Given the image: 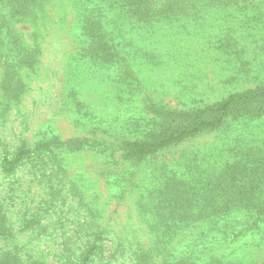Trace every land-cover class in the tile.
Here are the masks:
<instances>
[{
  "label": "rangeland",
  "instance_id": "374dc122",
  "mask_svg": "<svg viewBox=\"0 0 264 264\" xmlns=\"http://www.w3.org/2000/svg\"><path fill=\"white\" fill-rule=\"evenodd\" d=\"M88 1L0 0V255L82 264L97 245L87 264L186 252L264 264V112L236 109L139 161L123 148L149 104L188 109L264 84V0ZM91 15L118 45L104 59Z\"/></svg>",
  "mask_w": 264,
  "mask_h": 264
},
{
  "label": "trees",
  "instance_id": "16d2710c",
  "mask_svg": "<svg viewBox=\"0 0 264 264\" xmlns=\"http://www.w3.org/2000/svg\"><path fill=\"white\" fill-rule=\"evenodd\" d=\"M88 1V0H87ZM90 2L92 0H89ZM88 1V2H89ZM132 4L142 3L144 0H129ZM88 4V3H87ZM91 11V10H90ZM87 16L85 28L90 34H94L93 41L97 45L93 48V55L97 58H103L110 54L112 47L118 48L117 44L107 45L103 39L100 38L104 33L103 23L101 17ZM130 19L137 17L136 14H131ZM0 23H2L3 16L0 15ZM99 34V35H98ZM97 54V55H96ZM25 64H31L33 55L24 53ZM152 115V120L141 123L137 127L136 137L132 140H125L123 148L126 151L128 158L142 160L149 155L155 154L162 149L177 144L189 137L196 136L204 131L215 129L221 125L224 120L236 109H242L243 112H248L252 115L261 114L264 112V84L255 88L248 89L242 92H235L230 94L226 99L218 101L214 104L199 105L188 109H176L166 107L164 105H156V103L147 105ZM137 126V125H135ZM47 148V143H41L33 149L21 147L12 157L5 156L3 158V165L6 171H13L14 168L27 157H31L33 153H40L42 149ZM214 212H216L214 210ZM216 228V237L224 235L227 228L230 226L223 224ZM236 228L232 232H236ZM240 232H249L247 228H242ZM215 233H212L215 234ZM252 233V232H251ZM239 234V233H237ZM237 237V235H235ZM234 236H232L233 238ZM97 245H91L87 249L84 261L82 264H87ZM0 264H21L16 257L10 253L0 255ZM174 264V263H171ZM175 264H242L224 262L220 258L209 257L203 259L192 253H185L178 258H175Z\"/></svg>",
  "mask_w": 264,
  "mask_h": 264
}]
</instances>
